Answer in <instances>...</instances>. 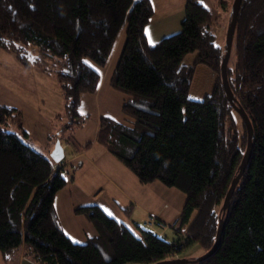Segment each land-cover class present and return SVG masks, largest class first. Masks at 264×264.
<instances>
[{"label": "trees", "instance_id": "trees-1", "mask_svg": "<svg viewBox=\"0 0 264 264\" xmlns=\"http://www.w3.org/2000/svg\"><path fill=\"white\" fill-rule=\"evenodd\" d=\"M153 16L150 0H0V49L12 51L27 68L53 74L71 125L80 124L81 98L101 82L96 66H107L125 30L111 85L128 96L122 111L131 125L101 116L96 141L141 183L160 181L187 195L176 231L180 235L187 227V233L174 242L148 229L137 236L91 205L76 211L97 235L74 243L55 211L56 194L67 185L63 166L56 169L27 142L21 111L0 104V252L6 261L15 264L14 255L24 251L35 264H154L196 244L204 252L213 247L246 151V128L223 89L225 52L216 44L212 11L188 0L180 31L155 44L146 33ZM234 42L235 68L228 66V78L253 125V153L232 198L221 245L200 264H264V0H242ZM190 54L196 57L186 66ZM198 66L217 76L201 101L190 97Z\"/></svg>", "mask_w": 264, "mask_h": 264}, {"label": "rangeland", "instance_id": "rangeland-1", "mask_svg": "<svg viewBox=\"0 0 264 264\" xmlns=\"http://www.w3.org/2000/svg\"><path fill=\"white\" fill-rule=\"evenodd\" d=\"M199 1L212 11L215 20L214 31L216 36V44L223 50V52H225L227 33L231 22V12H232V6L234 0H199ZM222 2H227V6L223 5ZM121 45H123L122 40H121ZM121 47L122 46H120V49ZM195 57L196 54H190L189 56L186 57L184 64L186 66L190 65L194 61ZM9 59H11L9 55L3 52L0 53V104L10 105L9 103H12L14 101L13 95H17L19 98H26L25 99L26 103L24 104L27 105L28 103L27 99L30 96V93L27 92V94H20V91L24 92V90L18 88L19 87L18 82H22V81L19 80L17 76L20 75L21 77L22 76L30 77L31 73L27 72L26 70L27 66L21 62H19L22 66L21 70L17 69L15 73L14 72L12 73L11 71H10L11 73L8 71H4L3 70L4 65L6 67L9 64V62H7ZM14 59H17V57L15 56ZM27 60L30 59L27 58ZM235 61H236V48H235V42H233L228 66L231 68L232 67L235 68L234 67ZM87 62L91 65L96 66L95 63H93L90 60H87ZM28 69H32V76L36 74L35 73L36 71L39 72L37 76L39 75L44 76L43 74H45V76L47 75L46 78L48 77L52 79L54 78V80L59 84L57 78L53 76V74L51 73L46 74L42 72L41 70H39V67H37L36 65H32V67ZM24 70H25V75H24ZM216 78L217 76L211 73L209 69H207L204 66H198L195 70V74L192 80L190 97L192 99L201 101L206 96L210 95L216 83ZM37 79L39 78H36L35 80ZM24 88L26 90H30V87L28 85L25 86ZM115 94L116 97L112 102L111 106L113 107L116 105L118 114L120 113V116H117L119 122L126 125H131V123L128 121H132V120L123 113L122 109L119 110L120 108L119 104L120 102H122L123 98H126V94L123 93H115ZM20 95H22L23 97ZM33 96L35 98L34 94ZM45 111L46 108L44 109L42 108L41 114H43ZM78 111L79 114L84 118L85 120L84 123L77 124L75 122V124L72 125L71 129H67L66 132L54 143V147H55L57 142L58 141L60 142L62 148L64 149L66 159L71 157L76 151L67 146L66 138H68L70 135L71 137H73V139L71 140L72 143L74 142L79 146L77 140L80 139L91 140L92 139L91 134H93V131L95 130V125H96L95 107L92 108L90 105H83L79 107ZM89 114H91V116H90V120L88 121L87 116ZM70 117L71 116L69 115L67 118V116L63 114V117L61 119L64 123L69 124V122L71 121ZM236 121L238 124L237 132L239 134V138L242 140L243 137L242 126L238 119ZM15 130H16L15 127H11L9 129V131H15ZM87 143L88 142H84V144L81 147H78L77 145L76 146L78 150H83V149L87 150V148L89 147ZM102 152H107L109 154V158L108 157L105 158L104 155H101ZM88 155L91 159H93L92 160L93 162L88 163V161L85 158H79L76 161H74L72 164L71 163L66 164V167L64 168V171L68 173V176L66 178L67 179L66 187L70 185L73 190L77 189V187H81L84 190V192L90 196L89 201L91 202L94 201V197H95L94 195L97 192H99L101 189H104L103 197L106 199V202L104 201L102 202L99 200L100 201L99 203L107 211V213L111 215L115 214L117 215V217H122V219H124V221L127 222L132 229H135L137 233H139V229H137L134 226V222L139 223V225L142 226V229L147 230L148 228L145 226V222L147 220L148 214L149 215L151 214L169 226L168 230L165 232V236L167 237L169 242L177 241L179 236L181 237L185 236V234L187 233V227H184L182 229L180 235H177L176 233V231H178L179 229V224H177L175 229L171 227L172 224L178 220V216L182 212L183 207L186 203L187 195L184 192H182L176 187H168L163 183H159L160 181H157L156 184H161L160 186L162 187H158V186L155 187L154 185H152V183H148V184L141 183L137 178V176L123 162H121L116 156L111 154L109 151H107V149H105L100 145H97L96 149H93ZM129 176H132V178L134 179V183L138 186H130V187L128 186L130 182ZM108 180L109 182L113 181L114 183L117 182L121 183V185L125 186L122 188L127 193L133 194V196L137 199L142 198L147 205L149 204L151 210L146 212V214H143L140 209L132 206L130 202H128L120 193H118L109 184ZM71 182H73V184ZM65 188L62 189L61 192L65 190ZM60 196L61 193L58 194L56 205L58 204L61 213H63L61 215L63 216V224L65 225V223H68V221L64 216L62 200H60ZM151 197L153 198V200L149 202ZM114 199H116V202L119 203L120 206H117L115 204L116 202H114ZM85 222H89V221L85 219ZM85 224H86L85 230H82V234H86V232L90 230V225H88V223ZM77 226L79 229V224ZM85 243L86 242H81L78 244H85ZM205 253L206 252H204V249L199 244H196L181 250L180 253L175 256V258L187 259L193 261ZM1 254L2 253L0 252V264H14L11 258L9 261H6L5 259H3Z\"/></svg>", "mask_w": 264, "mask_h": 264}, {"label": "crops", "instance_id": "crops-1", "mask_svg": "<svg viewBox=\"0 0 264 264\" xmlns=\"http://www.w3.org/2000/svg\"><path fill=\"white\" fill-rule=\"evenodd\" d=\"M150 1L153 5L154 16L149 26L147 27L146 33L149 42L155 44V42L156 43L159 42L165 36L172 35L181 29V22L185 17V7L188 0H150ZM124 38H125V30L121 34V37L119 38V41L115 47V50L113 51V54L110 57L107 66L106 67L96 66L97 70L101 74V82L98 90L93 94H87L81 98L80 106L90 105L92 108L95 107L96 125L93 134H91L92 139L77 140L79 144L78 146L76 143L74 142L72 143L71 140L73 139V137L69 135V137L66 138V144L68 147L76 151L71 157L67 159L65 156L63 162H61L63 164L60 163L58 165L51 159V154L55 148L54 147L55 141H57L66 132L67 129H71L72 127L70 123L71 121L69 122V124H67L64 123L61 119L63 117V114L66 115V111H65V99L59 84L54 80V78L53 79L49 77L46 78L47 75L45 76V74H43L44 76L41 75L37 76L39 72L36 71H35L36 74L32 76V69H28V68H26V70L27 72L31 73L30 77L28 76L21 77L20 75L17 76V78L22 81V82H18L19 85L18 88L24 90V92L20 91V94H27V92H29L30 96L27 99L28 100L27 105H25L24 103H26L25 102L26 98H19L17 95L12 94L14 101L12 103H9L10 104L9 106L15 107L22 112L24 119V129L28 133L27 142L37 151L43 153L48 158H50L53 161L56 169L58 167L63 166L62 170L66 178L68 176V173L64 171V168L66 167L67 163L72 164L74 161H76L79 158H85L88 161V163L93 162L92 161L93 159H91L88 154L93 149H96L98 145L96 140H97V132L99 127L100 117L108 116L119 121L117 116H120V113L118 114L116 105L112 107L111 104L116 97L115 93H121V92L116 91L112 87L111 80L114 73V69L120 57V53L122 51L123 45H121V40L124 43ZM120 46H122L121 49ZM1 52L11 57V59L7 61L9 62V64L6 67L4 65L3 68L4 71H8V72L11 71L12 73L13 72L15 73L17 69L18 70L22 69V66L19 63V61H17V59H14L15 54L12 51L0 49V53ZM24 75H25V70H24ZM36 78L39 79L35 80ZM27 85L30 87V90H26L24 88ZM33 94L35 95V98ZM127 99L128 96L126 95V98H123L122 100L123 103L120 102L119 104L120 107L119 110L122 109V106ZM42 108L43 109L46 108V111L43 114H41ZM90 116L91 114L87 116L88 121L90 120ZM84 121L85 120L83 118V120H81V123H84ZM84 142H88L87 144L89 147L87 148V150L85 149L78 150L77 146L81 147L84 144ZM101 155H104L105 158L107 157L109 158V154L107 152H102ZM129 180H130L129 185L127 184L129 187L138 186L134 183V179L132 178V176H129ZM73 182L71 183L73 184ZM156 183L157 181L152 182V185H154L155 187L157 186L162 187L160 186L161 184H156ZM109 184L118 193H120L128 202H130L132 206L140 209L143 214H146V212L151 210L149 204L147 205L142 198L137 199L133 196V194L127 193L122 188L125 186L121 185V183L118 182L114 183L112 181L109 182ZM63 191L62 192L59 191L55 197V211L59 219L60 225L62 227V230L74 243L78 244L81 242H87L91 238L97 235V231L93 226V224L89 221V219L85 215L78 214L76 210L85 206L98 205L107 213V211L99 203L100 201L106 202V199L103 197L104 189H101L99 192H97L94 195L95 197L93 202L89 201L90 196L87 195L81 187H77V189L73 190L69 185ZM59 193H61L60 200H62L64 216L68 221V223H65V225L63 224V216L61 215L63 213H61L58 204L56 205V200L58 199ZM152 200L153 198L151 197L149 202H151ZM114 202H116V199H114ZM115 204L117 206H120L119 203L117 202ZM107 214L115 218L117 221L126 225V227H128L137 236H141L140 229H142V226H140L139 223L134 222V226L137 229H139V233H137L135 229H132L131 226L127 222H125L124 219H122V217H117V215L115 214L112 215L109 213ZM179 217L180 215L178 216V218ZM85 219L89 222H85ZM85 223H88V225H90V230L86 232V234H82V230H85V225H86ZM78 224H79V229L77 226ZM1 255L3 259H5L3 254ZM14 256H16L15 258H13L15 264H35L24 256V251H20L18 253V256L17 255Z\"/></svg>", "mask_w": 264, "mask_h": 264}, {"label": "water", "instance_id": "water-1", "mask_svg": "<svg viewBox=\"0 0 264 264\" xmlns=\"http://www.w3.org/2000/svg\"><path fill=\"white\" fill-rule=\"evenodd\" d=\"M241 4H242V0H234V2H233L232 12H231V22H230V25L228 28L225 55H224V58H223L222 63H221L220 74H221L223 89L225 91L227 99H228L229 103L231 104V106L239 114V116L241 117V119L245 125L246 132H247L246 151H245L243 159L239 165L238 174L233 179L231 186L228 190V193L226 195V198L224 200V204H223L222 210H221L219 225H218V229H217V233H216V240H215L213 247L209 251H207L205 254H203L202 256H200L199 258H197L193 261L187 260V259L173 258L170 260L159 261V262H156L154 264H189V263L200 264L203 261L212 257L217 252V250L219 249V247L221 245L222 236H223L225 225H226L227 215H228L229 210L231 208L232 198L234 196L236 188H237L243 174L245 173V171L247 169L249 161L251 160L252 153H253L254 138H255L253 125H252V122H251L249 116L247 115L246 111L243 109V107L237 105V103H236L237 99H236V97H235V95L231 89V86L229 83V78H228V62L230 59L231 50H232V46H233V42H234L236 26H237V21H238V17H239ZM64 158H65L64 149L62 148L60 142L58 141L53 152H52V154H51V159L56 164H60L61 162H63Z\"/></svg>", "mask_w": 264, "mask_h": 264}, {"label": "built area", "instance_id": "built-area-1", "mask_svg": "<svg viewBox=\"0 0 264 264\" xmlns=\"http://www.w3.org/2000/svg\"><path fill=\"white\" fill-rule=\"evenodd\" d=\"M145 226L148 228V230H150L154 234H157L162 238H166L165 232L168 230L169 226L164 222H162L161 220H159L158 218L154 217L153 215H149L147 217ZM176 226H177V221L173 223L171 227L175 229Z\"/></svg>", "mask_w": 264, "mask_h": 264}]
</instances>
